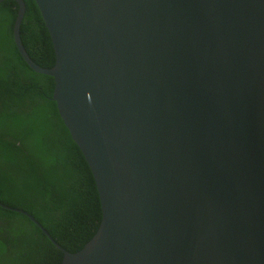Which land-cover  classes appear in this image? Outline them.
Segmentation results:
<instances>
[{"label":"water","instance_id":"water-1","mask_svg":"<svg viewBox=\"0 0 264 264\" xmlns=\"http://www.w3.org/2000/svg\"><path fill=\"white\" fill-rule=\"evenodd\" d=\"M15 1L100 200L59 264H264V0H35L50 67Z\"/></svg>","mask_w":264,"mask_h":264},{"label":"trees","instance_id":"trees-1","mask_svg":"<svg viewBox=\"0 0 264 264\" xmlns=\"http://www.w3.org/2000/svg\"><path fill=\"white\" fill-rule=\"evenodd\" d=\"M24 2L21 41L34 62L50 67L55 57L48 30L35 0ZM17 10L15 0L0 1V202L9 206L0 205V264H59L60 247L76 251L96 232L100 200L52 99L53 77L33 70L18 51Z\"/></svg>","mask_w":264,"mask_h":264}]
</instances>
